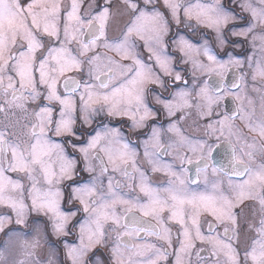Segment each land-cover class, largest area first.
<instances>
[{
	"label": "snow or ice",
	"instance_id": "6c2138e0",
	"mask_svg": "<svg viewBox=\"0 0 264 264\" xmlns=\"http://www.w3.org/2000/svg\"><path fill=\"white\" fill-rule=\"evenodd\" d=\"M0 264H264V0H0Z\"/></svg>",
	"mask_w": 264,
	"mask_h": 264
}]
</instances>
